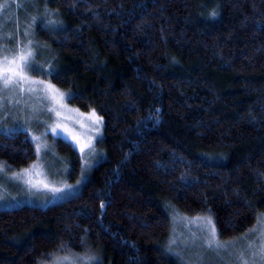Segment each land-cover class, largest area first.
I'll use <instances>...</instances> for the list:
<instances>
[{
	"label": "trees",
	"instance_id": "16d2710c",
	"mask_svg": "<svg viewBox=\"0 0 264 264\" xmlns=\"http://www.w3.org/2000/svg\"><path fill=\"white\" fill-rule=\"evenodd\" d=\"M15 1L14 18L32 28V73L95 111L103 132L78 195L0 209V264H38L60 248L94 251L101 264H175L162 245L170 208L210 215L223 241L256 224L264 0ZM6 32L17 38L15 28ZM56 139L74 179L83 160ZM35 156L25 132L0 133L10 169Z\"/></svg>",
	"mask_w": 264,
	"mask_h": 264
},
{
	"label": "rangeland",
	"instance_id": "374dc122",
	"mask_svg": "<svg viewBox=\"0 0 264 264\" xmlns=\"http://www.w3.org/2000/svg\"><path fill=\"white\" fill-rule=\"evenodd\" d=\"M15 2V0H7L4 9L0 10V59L4 55L11 58L21 49L30 50L29 42L33 39L32 28L26 30L25 23L19 17L14 18L15 14L12 10L15 8L13 5ZM8 10L11 12L8 13ZM7 17L14 19L9 21ZM7 21L10 23L1 25ZM8 26L17 30V38L13 39V36L8 35L7 32L1 35ZM21 33L24 38L19 37ZM8 36L11 39L9 41ZM34 56L35 53L30 57V67L26 69V75L31 81H42L43 85L26 83L25 88L37 89L31 93L21 92L16 87L0 91V133L25 132L34 143V151H36L33 162L23 169H10L7 164L0 162V167L3 168L0 171L1 210L24 205L47 208L48 205L68 200L78 195L89 177L90 169L99 161L97 146L102 138V119L95 113L96 117L100 118V123H94L89 117L95 111L83 112L75 108L68 102L69 94L66 91H62L46 78L35 76L31 65V59ZM49 84L58 90V93L41 90L44 85ZM61 94L63 99L60 98ZM34 137H40V139L35 140ZM56 138L71 143L79 152L80 160H83L76 170L78 175L74 179H72L75 176L72 175L73 162L57 148ZM38 144L40 145L39 153L37 152ZM84 145L90 146L84 147L82 152L81 148ZM33 165L37 167L33 168ZM22 173L23 175L18 176ZM29 180L32 181L31 184L28 183ZM44 183H48L50 187H64V191L54 195L43 187ZM65 185L71 187H65ZM168 212L170 230L162 245L165 247L166 256L173 259L175 264H244L245 261L247 264H264V261L256 255L260 245L264 243L259 239L261 225L258 224V221L264 222L263 213L259 214L256 224L247 233L238 238L223 241L219 238L210 215L189 216L172 208ZM204 218H210L212 224L208 225ZM213 226L216 231V240L221 247L208 246ZM254 228L256 230L251 231ZM101 263L99 255L94 251L86 250L77 254L62 248L38 262V264Z\"/></svg>",
	"mask_w": 264,
	"mask_h": 264
},
{
	"label": "snow or ice",
	"instance_id": "6c2138e0",
	"mask_svg": "<svg viewBox=\"0 0 264 264\" xmlns=\"http://www.w3.org/2000/svg\"><path fill=\"white\" fill-rule=\"evenodd\" d=\"M7 3V0H2V2H0V10L4 9L5 4ZM212 15H216L215 12L212 13ZM31 43V42H29ZM33 55L31 50H26V49H21L19 53H17L16 55L12 56L11 58H9L7 55H4L2 57V59H0V91H5L7 89H9L10 87H16L19 88L21 92L23 91H27L29 93L31 92H35L37 91V89L32 88V87H27L25 88V84H33V83H39L41 85H43L42 81H31L29 79V77L26 75V69L30 67V57ZM42 91L44 90H48L51 91L53 93H58V90H56L52 85H44L43 88L41 89ZM60 98L63 99L62 94L60 95ZM50 111H52V109H49ZM57 115H59V113L57 112ZM90 119L93 120L94 123H100V118L96 117L95 112H92L90 114ZM57 127H59V125H57ZM53 131L55 132V129H53ZM35 140H39L40 137H34ZM79 142V141H78ZM90 145H84L81 148V151H84V147H89ZM40 151V145H37V152L39 153ZM36 165H33V168H36ZM3 168L0 167V171H2ZM25 172H27V170H25ZM19 175H23L22 174H18ZM37 175H40V173H37ZM28 183H32L31 180L28 181ZM43 187L49 191H51L54 195L56 193H60L64 191V187H55L52 186L50 187L48 183H44ZM65 187H71L68 185H65ZM197 219H201V218H197ZM206 220V223L208 225L212 224V221L210 218H204ZM258 224L261 225V231H260V235H259V239H261L262 241H264V222L262 221H258ZM256 229H252L251 231H255ZM210 236L211 238L208 240V246L212 247V246H216V247H221V245L217 242L216 240V231L214 226L211 228L210 231ZM251 247V246H250ZM256 255H258L261 259V261H264V243H262L260 245V249L259 251L256 253ZM65 259H67V257H65ZM92 259V258H90ZM244 264H247V261L244 262Z\"/></svg>",
	"mask_w": 264,
	"mask_h": 264
}]
</instances>
